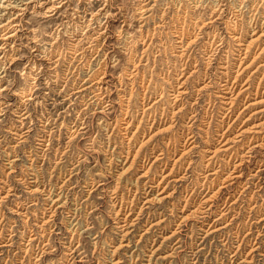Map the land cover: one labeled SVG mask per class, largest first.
Masks as SVG:
<instances>
[{"label": "rangeland", "instance_id": "1", "mask_svg": "<svg viewBox=\"0 0 264 264\" xmlns=\"http://www.w3.org/2000/svg\"><path fill=\"white\" fill-rule=\"evenodd\" d=\"M105 3L109 10L102 19L106 21L105 31L100 33L95 19L90 27L87 19L94 13L99 16V9ZM256 3L260 4V12L264 6L261 0H244L241 6L240 0H69L62 9L68 17L64 14L44 17L37 5L24 11L21 15L24 25L14 38L13 46L6 47L5 54L0 53V85L9 86L0 93V109L4 108L0 111V264H242L240 259L254 240L259 246L253 252L256 263L264 264V225L256 221L264 216V171L259 177L261 187L253 184L257 178L251 177L258 163L264 161V146L257 147L252 159L245 161L243 180L249 178L248 189L240 194L239 182L223 188L224 191L213 197L209 216L204 217L196 208L205 193L220 186L218 176L206 178L203 174L202 157L208 143L206 139L215 135L223 111L224 104L216 94L220 66L227 58L231 63H238L235 49L240 43L233 37L234 30L243 33V42L254 43L250 44L242 61L243 67H247H242L240 74L236 72L239 67L234 65L230 73L239 74V87L246 81L251 82L250 91H241L236 97L232 119H237L230 133L264 116L252 114L264 108V80L258 92L256 89L264 74V17L259 13L260 25L255 29L250 26L256 15L253 10ZM235 12L240 15L235 16ZM62 18L67 19L66 27L56 38L55 22ZM181 31L186 39L198 35L184 56L178 54ZM76 37L81 38L77 41ZM253 37L257 38L252 41ZM46 48L60 53L58 63L44 58ZM35 61L42 63L36 72L29 67ZM134 63L138 71L133 75ZM195 68L197 70L191 73ZM180 71L184 75H180ZM102 72H108L105 80L109 81H96ZM205 78L207 82L210 80V86L205 92H198L196 88ZM183 80L182 86L187 91L173 101L175 90L181 86L179 81ZM29 88L34 97L24 100L22 92ZM145 90L148 93L145 94ZM97 91L102 93L96 100L93 95ZM181 105V111H174ZM193 106L198 114L190 124L187 115ZM24 109L29 110L28 117L21 119L18 111ZM162 111L165 118L161 116ZM250 114V118L245 119ZM152 115L159 117L160 122L149 128ZM161 117L165 119L163 122ZM125 121H131L128 128L124 127ZM137 124H140L138 130ZM187 128L196 132L197 142L183 156L180 153L175 156L180 157L173 165L172 158L177 152L173 154V144L166 146L167 142L170 137L172 141L180 138ZM73 129L76 132L71 135ZM50 130L53 131L50 133ZM44 134L47 140L43 145L40 137ZM140 144L144 146L138 150ZM155 144L158 145L153 151ZM234 144L241 150L240 141ZM160 149L167 151L166 155L154 160L153 155ZM145 153L151 157L150 161L144 157ZM225 156L223 153L219 158L226 160ZM167 173L169 175L163 177ZM34 179L36 181H32ZM159 180L161 183L156 186ZM49 188L60 194L61 199L54 205V219L44 233V208L46 203H51L45 197ZM234 190L237 193L233 198L230 193ZM237 196L236 204H231ZM188 197L190 204L187 202L182 210ZM58 204L62 206L57 207ZM223 206L226 211L231 209L219 220L222 222L219 225H225L228 220L233 224L223 231L205 232L209 227L206 221L219 215ZM128 211L130 215L125 217ZM249 230L252 237L246 235ZM34 232L39 238L28 240ZM222 232L228 234L225 242L220 240L225 236ZM237 232L241 233L238 235L241 238L245 237L247 244L243 242L238 258L231 259L232 249L238 244ZM44 243L49 244L45 252Z\"/></svg>", "mask_w": 264, "mask_h": 264}, {"label": "bare ground", "instance_id": "2", "mask_svg": "<svg viewBox=\"0 0 264 264\" xmlns=\"http://www.w3.org/2000/svg\"><path fill=\"white\" fill-rule=\"evenodd\" d=\"M236 1V0H235ZM243 1L244 0H240V6H241V4L243 3ZM69 2V0H0V53H3L4 52V54H5V52H6V50H8V49H6V47H12L13 46V43H14V38L15 37H17V35H18V31L20 30V27H22L24 24L22 23V18H21V15L24 13V11H27V10H29V8H35L36 7V5L38 6V7H41V10H38V12H40V15H43L44 17H54L55 15H57V14H59V15H63L64 17H68L67 15H65V13H63L62 12V9L67 5V3ZM100 2V1H99ZM106 2V1H105ZM204 2V1H203ZM228 2V1H227ZM247 2V1H246ZM261 2H263L264 3V0H261ZM109 4V3H108ZM209 4V3H208ZM229 4V3H228ZM106 3L104 4V6H102L100 9H99V12H98V14H99V16H95V13L94 14H92V16L93 17H91V18H89V19H87V21H88V24H87V26L88 27H90L92 24L94 25V23L92 22L94 19H95V21H96V27L97 28H99V32L100 33H102V32H104L105 31V27H106V25H105V22L104 21H102V19H104L103 18V16H105L106 17V14L108 13V10L109 9H106ZM220 5V4H219ZM254 5V4H253ZM258 5H260V4H257L256 3V5L254 6V8H253V10L256 12H254L256 15L254 16V18H253V22H251L250 23V26H252V28L253 29H255L256 27H258L259 25H260V20L258 19V14L260 13V15L262 16V17H264V6L262 7L263 9L259 12V7H258ZM237 7V6H236ZM213 8H215V7H213ZM219 8H221V7H219ZM218 8V9H219ZM87 9V8H86ZM194 9V8H193ZM234 9H235V7H234ZM242 9V8H241ZM240 10V9H239ZM252 10V11H253ZM87 11V10H86ZM162 11V10H161ZM233 11V10H232ZM238 11V10H237ZM74 12V11H73ZM80 12V11H79ZM240 12V11H239ZM239 12H235L234 14H235V16H239L240 14H239ZM81 13V12H80ZM85 13V12H84ZM181 13V12H180ZM82 14V13H81ZM140 14V13H139ZM222 14V13H221ZM80 15V14H79ZM85 15V14H84ZM87 15V14H86ZM191 15V14H190ZM144 16V15H143ZM58 17V16H57ZM70 17V16H69ZM74 17V16H73ZM217 18H218V16H216ZM229 17V16H228ZM233 17V16H232ZM59 18V17H58ZM71 18V17H70ZM217 18H215V19H217ZM240 19V18H239ZM56 20V19H55ZM109 20V19H108ZM229 20H230V18H229ZM66 21H67V19L66 20H64L63 18H62V20L60 19L59 21L57 20L55 23H56V25L54 26L55 27V33L56 32H58V34L56 33V38H57V35L59 36V33L61 32V30L62 29H64L65 27H66ZM80 21V20H79ZM211 21H212V19H211ZM240 21V20H239ZM78 22V21H77ZM177 22V21H176ZM229 22V21H228ZM250 22V21H249ZM248 22V23H249ZM264 22V21H263ZM79 23V22H78ZM77 23V24H78ZM204 23H208V22H204ZM80 24H82V23H80ZM107 24V23H106ZM196 24V23H195ZM230 24V23H229ZM228 24V25H229ZM68 25H70V24H68ZM67 25V26H68ZM76 25V24H75ZM85 25V24H84ZM131 25V24H130ZM198 25V24H197ZM231 25V24H230ZM233 25V24H232ZM231 25V26H232ZM81 26V25H80ZM86 26V27H87ZM142 26V25H141ZM249 26V27H250ZM73 27H75V26H73ZM202 27H203V25H202ZM243 28H244V26H242ZM77 28V27H76ZM80 28V27H79ZM102 28H104L103 30H101ZM200 28V27H199ZM198 28V29H199ZM235 28H236V26H235ZM69 29V28H68ZM67 29V30H68ZM110 29V28H109ZM155 29V28H154ZM186 29V28H185ZM185 29H184V31H185ZM237 29V28H236ZM75 30V29H74ZM87 30V29H86ZM92 30V29H91ZM139 30V29H138ZM178 30V29H177ZM181 30V29H180ZM179 30V31H180ZM200 30V29H199ZM33 31V30H32ZM72 31V30H71ZM209 31V30H208ZM222 31V30H221ZM68 32V31H67ZM84 32V31H83ZM95 32V31H94ZM142 32V31H141ZM176 32V31H175ZM201 32V31H200ZM235 32V33H234ZM234 34H233V37H234V39H236V40H238V42L240 43V44H238V47H237V49H235V50H237L236 52V54L238 55L237 57V59H238V63L236 64V63H231L230 62V60L227 58V60H224L223 59V62H222V64H221V66H220V64H219V66H220V68L221 69H219L220 71H219V75L217 76L218 77V81L216 82L217 83V90H216V94H217V97L218 98H220V101L224 104V105H222V109H223V111L221 112L222 114L220 115L221 116V119L219 120V122L217 123V125H218V128H217V130H216V132H215V135H211V136H208V138L206 139L207 140V144L205 145V154H203V157L202 158H204L203 159V161H205V162H203V169H204V171H203V174H205V177L206 178H208L209 177V175H216V176H218L221 180H220V186L216 189V190H210L209 192H207V193H205V195L203 196L204 197V199H201L200 201H199V205L198 206H200V207H198V206H196V208H197V210H199V212L200 213H202L203 215H204V217H206V216H209L210 215V213H211V208H213V207H211L212 206V204H213V197L217 194V193H219V192H221L222 190H223V188H229V187H232V186H234V184L235 183H237V182H239V183H241V189L242 190H240L239 191V193L241 194L242 193V191H244L246 188L248 189V183L250 182V180H248V179H245V181L243 180L244 179V172H243V167H244V165H245V161H249L250 159H252V157H253V153L256 151V148L257 147H262V146H264V116L262 117L261 116V118H257V120H255L254 122H250L249 124H244V125H240V127L239 128H237V129H235V131L234 132H231L230 133V131L232 130V128H234V122H235V120L237 119V117L236 118H234V119H232V117H233V114L235 113V109H236V97L237 96H239L238 94L239 93H241V91H248L251 87H249V85L251 84V82H245V83H242L241 84V87H239V83H238V81L240 80V78H239V74H235V75H231L230 73H231V70L233 69V67H234V65L235 66H237V67H239L238 69H237V73L239 72V71H242L241 70V68L243 67V64H242V61H243V59L247 56V53H248V50H250L249 48L251 47L250 46V44H252V43H254V42H252L251 43V40L250 41H248V42H243V33L242 32H238V30H234ZM245 32V31H244ZM254 32V31H253ZM71 33V32H70ZM143 33V32H142ZM141 33V34H142ZM154 33V32H153ZM177 33V32H176ZM186 33V32H185ZM207 33V32H206ZM94 34V33H93ZM188 34V33H187ZM193 34V33H192ZM229 34V33H228ZM264 34V33H263ZM91 35V34H90ZM100 35V34H99ZM130 35H132V34H130ZM184 34L182 33V31H181V34L179 35L178 34V47H180V50H178L179 52H178V54L180 55V56H184L185 54H187L188 53V51H189V49H190V46L197 40V33H196V35L195 36H191V37H188L187 39L183 36ZM216 35V34H215ZM261 35V34H260ZM97 36V35H96ZM101 36V35H100ZM134 36V35H133ZM232 36V35H231ZM31 37V36H30ZM60 37V36H59ZM58 37V38H59ZM72 37V36H71ZM135 37V36H134ZM133 37V38H134ZM141 37V36H140ZM162 37V36H161ZM209 37V36H208ZM214 37V36H213ZM223 37V36H222ZM242 37V38H241ZM33 38L35 39L36 38V35L35 36H33ZM39 38V37H38ZM75 38V37H74ZM73 38V39H74ZM81 38V37H80ZM79 38V39H80ZM84 38V37H83ZM92 38V37H91ZM97 38V37H96ZM143 38V37H142ZM199 38V37H198ZM216 38V37H215ZM254 38L255 37H253L252 38V41L254 40ZM257 38V37H256ZM255 38V39H256ZM78 39V40H79ZM86 39H88L87 38V36H86ZM135 39V38H134ZM134 39H131V40H134ZM138 39V38H137ZM152 39V38H151ZM217 39V38H216ZM36 40V39H35ZM52 40V39H51ZM76 40H77V37H76ZM77 40V41H78ZM139 40V39H138ZM261 40V39H260ZM39 41V40H38ZM56 41V40H55ZM54 41V42H55ZM58 41V40H57ZM89 41V40H88ZM91 41V40H90ZM135 41V40H134ZM153 41V40H152ZM164 41V40H163ZM177 41V40H176ZM222 41V40H221ZM129 42V41H128ZM133 42V41H132ZM131 42V43H132ZM138 42V41H137ZM143 42H145V40H142V43ZM209 41L207 40V43H208ZM237 42V43H238ZM73 43V42H72ZM89 43V42H88ZM98 43V42H97ZM149 43V42H148ZM198 43V42H197ZM210 43V42H209ZM213 43V42H212ZM220 43V42H219ZM218 43V44H219ZM234 43V42H233ZM75 44H76V42H75ZM89 44H91V43H89ZM93 44V43H92ZM39 45V44H38ZM73 45V44H72ZM134 45V44H133ZM133 45L131 44L130 45V47L132 46L133 47ZM173 45V44H172ZM217 45V44H216ZM91 46V45H90ZM127 46V45H126ZM212 46V45H211ZM56 47V46H55ZM58 47V46H57ZM77 47H79V46H77ZM148 47V46H147ZM163 47V46H162ZM201 47V46H200ZM232 47V46H231ZM49 48V47H48ZM53 48V47H52ZM80 48V47H79ZM78 48V49H79ZM151 48V47H150ZM206 48V47H205ZM209 48V47H208ZM222 48V47H221ZM264 48V47H263ZM262 48V50L264 51V49ZM6 49V50H5ZM33 49H34V47H33ZM41 49V48H40ZM39 49V50H40ZM57 49V48H56ZM92 49H93V47H92ZM122 49V48H121ZM127 49V48H126ZM215 50H216V48H214ZM232 49V48H231ZM10 50V49H9ZM38 50V51H39ZM43 50V49H42ZM42 50H40V51H42ZM50 49H48L47 50V48L46 49H44V58L45 57H47L48 59H50L51 60V62L52 63H58L59 61H60V53H56V52H52V51H54V50H52L51 52L49 51ZM60 50V49H59ZM73 50V49H72ZM84 50V49H83ZM145 50V49H144ZM147 50V49H146ZM176 50V49H175ZM220 50V49H219ZM262 50H260L259 52H261ZM206 51V50H205ZM61 52V51H60ZM214 52V51H213ZM234 52V51H233ZM40 53V52H39ZM38 53V54H39ZM74 53V52H73ZM80 53V52H79ZM230 53V52H229ZM232 53V52H231ZM230 53V54H231ZM235 53V52H234ZM251 53V52H250ZM258 53V52H257ZM4 54H3V56H4ZM37 54V53H36ZM37 54V55H38ZM132 54H133V52H132ZM209 54V53H208ZM215 54V53H214ZM260 54V53H259ZM32 55H33V53H32ZM63 55V54H62ZM75 55H76V53H75ZM137 55V54H136ZM142 55V54H141ZM210 55H213V53L211 52L210 53ZM218 55V54H217ZM36 56V55H35ZM40 56V55H39ZM64 56V55H63ZM189 56H190V54H189ZM258 56V55H257ZM5 57V56H4ZM42 57V56H41ZM73 57V56H72ZM83 57V56H82ZM136 57V56H135ZM134 57V58H135ZM142 57V56H141ZM227 57V56H226ZM225 57V58H226ZM1 58V57H0ZM43 58V59H44ZM74 58V57H73ZM78 58V57H77ZM131 58V57H130ZM147 58H149V57H147ZM207 58V57H206ZM211 58V57H210ZM216 58V57H215ZM42 59V58H41ZM46 59V58H45ZM76 59V58H75ZM80 59V58H79ZM150 59V58H149ZM180 59V58H179ZM182 59V58H181ZM219 59V58H218ZM233 59V58H232ZM255 59V58H254ZM72 60V59H71ZM141 60V59H140ZM184 60V59H183ZM213 60V59H212ZM48 61V60H47ZM87 61V60H86ZM134 61V60H133ZM132 61V62H133ZM222 61V60H221ZM253 61V60H252ZM107 62V61H106ZM140 62V61H139ZM160 62V61H159ZM214 62V61H213ZM6 63V62H5ZM28 63V62H27ZM61 63V62H60ZM71 63V62H70ZM101 63V62H100ZM185 63H187V62H185ZM195 63V62H194ZM201 63V62H200ZM211 63V62H210ZM41 64L42 63H38V64H36V61L35 62H33V64L32 63H30V69H31V71L32 70H38V68H40L41 67ZM88 64H91L90 62L88 63ZM102 64V63H101ZM129 64V63H128ZM131 64V63H130ZM135 64V63H134ZM140 64V63H139ZM189 64V63H188ZM51 65V64H50ZM60 65V64H59ZM72 65V64H71ZM99 65V64H98ZM177 65V64H176ZM182 65V64H181ZM193 65V64H192ZM25 66H26V64H25ZM55 66V65H54ZM56 66H57V64H56ZM55 66V67H56ZM89 66V65H88ZM101 66V65H100ZM107 66V65H106ZM134 66V69L131 71V73L133 74V72L135 71V73L134 74H137V72L136 71H138V67H136L137 65L135 64V65H133ZM132 66V67H133ZM217 66V65H216ZM218 66V67H219ZM245 66V65H244ZM263 66V65H262ZM43 67V66H42ZM197 67V66H196ZM247 67V65L245 66V67H243V68H246ZM6 68V67H5ZM4 68V69H5ZM26 68H27V66H26ZM51 68V67H50ZM130 68V67H129ZM140 68V67H139ZM198 68V67H197ZM260 68V67H259ZM52 69V68H51ZM56 69V68H55ZM55 69H53V70H55ZM59 69V68H58ZM70 69V68H69ZM182 69H185V67L184 68H182ZM193 69V68H192ZM199 69V68H198ZM218 69V68H217ZM3 70V69H2ZM107 70V69H106ZM105 70V71H106ZM123 70V69H122ZM197 69L195 68V70H192L191 71V73L193 72V71H196ZM257 70V69H256ZM256 70H254V71H256ZM259 70V69H258ZM24 71V70H23ZM42 71V70H41ZM45 71V70H44ZM93 71H95V70H93ZM186 71V70H185ZM188 71V70H187ZM217 71V70H216ZM250 71V70H249ZM3 72H5V71H3ZM36 72V71H35ZM34 72V74H37L38 75V73H35ZM59 71H57V73H58ZM96 72V71H95ZM199 72V71H198ZM243 72V71H242ZM25 73V72H24ZM28 73V72H27ZM40 73V72H39ZM64 73V72H63ZM81 73V72H80ZM94 73V72H93ZM108 73V72H107ZM107 73H105V72H102V74H99L98 76L99 77H97L98 78V80H96V81H102V80H105L106 79V74ZM139 73V72H138ZM148 73V72H147ZM184 72H182V71H180L179 72V74L181 75V74H183ZM190 73V74H191ZM216 73V72H215ZM240 73V72H239ZM26 74V73H25ZM53 74V73H52ZM133 74V75H134ZM189 74V75H190ZM208 74V73H207ZM241 74V73H240ZM4 75V74H3ZM29 75V74H28ZM33 75V74H32ZM31 75V76H32ZM59 75V74H58ZM61 75V74H60ZM91 75V74H90ZM89 75V76H90ZM184 75V74H183ZM210 75V74H209ZM35 76V75H34ZM96 76V75H95ZM136 76V75H135ZM241 76V75H240ZM255 76H257V75H255ZM38 77V76H37ZM114 77V76H113ZM133 77V76H132ZM137 77V76H136ZM182 77V76H181ZM184 77V76H183ZM249 77H250V75H249ZM30 78V77H29ZM33 78V77H32ZM56 78V77H55ZM58 78H60L59 76H58ZM57 78V79H58ZM90 78H91V76H90ZM259 78V77H258ZM27 79V78H26ZM42 79V78H41ZM49 79H50V77H49ZM53 79V78H52ZM86 79V78H85ZM246 79H248V78H246ZM245 79V80H246ZM260 80H259V82H258V84H257V86H256V89H257V92H258V88H259V84L262 82V80H264V74H262V76L259 78ZM63 80V79H62ZM94 80V79H93ZM207 79L205 78V80H204V82H203V84L202 85H200V86H198L196 89H197V91L198 92H200V91H202V90H204V89H206V88H208L209 86H210V84H209V81L207 82L206 81ZM28 81V80H27ZM50 81H51V79H50ZM53 81V80H52ZM57 81V80H56ZM106 82L107 81H109V80H105ZM184 81L185 80H183V81H179V83L181 84V86H179L180 87V89H176L175 90V95H173V101H177V99L180 97V95L182 94V93H185L186 91H187V89H186V87H184V86H182V83H184ZM30 82V81H29ZM57 82H59V81H57ZM93 82H95V80L93 81ZM96 83V82H95ZM99 83V82H98ZM250 83V84H249ZM29 84V83H28ZM40 84V83H39ZM214 84V83H213ZM14 85V84H13ZM12 85V86H13ZM31 85H33V84H31ZM74 85V84H73ZM72 85V86H73ZM84 85V84H83ZM92 85V84H91ZM98 85V84H97ZM95 86L96 88L98 87V86ZM172 85V84H171ZM179 85V84H178ZM248 85V86H247ZM64 86V85H63ZM99 86H102V85H99ZM128 86V85H127ZM251 86V85H250ZM7 87H9L8 85H0V93H1V91L3 92V90H5V89H7ZM39 87V85L37 86V88ZM86 87H87V85H86ZM86 87H84V88H86ZM178 87V88H179ZM239 87V88H238ZM17 88V87H16ZM24 88H27L26 86H24ZM23 88V89H24ZM50 88V87H49ZM55 87H53L52 89H54ZM105 88V87H104ZM31 88H29V90H23V92H22V97H23V99L24 100H29V99H31L32 100V96H33V93H32V91L30 90ZM34 89V88H33ZM61 89H63V88H61ZM111 89V88H110ZM248 89V90H247ZM18 90H20V89H18ZM35 90V89H34ZM78 90V89H77ZM79 90H81V88L79 89ZM96 90V89H95ZM20 91H22V90H20ZM146 91V90H145ZM250 91V90H249ZM18 92V91H17ZM34 92V91H33ZM51 92V91H50ZM53 92V91H52ZM76 92V91H75ZM204 92H205V90H204ZM48 93V92H47ZM77 93V92H76ZM101 91H97V93H95L94 95H93V97L97 100V98L99 97V95H101ZM146 93H148L147 91L145 92V94ZM256 93V92H255ZM53 94V93H52ZM105 94H107V93H105ZM145 94H144V96H145ZM203 94V93H202ZM47 95V94H46ZM60 95V94H59ZM70 95V94H69ZM68 95V96H69ZM126 95V94H125ZM148 95V94H147ZM200 95V94H199ZM71 96V95H70ZM69 96V97H70ZM105 97H106V95H104ZM130 96V95H129ZM34 97V96H33ZM85 97V96H84ZM102 97V96H101ZM146 97V96H145ZM20 98V97H19ZM46 98V97H45ZM125 98H126V96H125ZM144 98V97H143ZM201 98V97H200ZM207 98V97H206ZM22 99V100H23ZM58 99V98H57ZM63 99V98H62ZM66 99V98H65ZM128 99V98H127ZM196 99H199V98H196ZM117 100V99H116ZM129 100V99H128ZM131 101V100H130ZM143 101V100H142ZM150 101V100H149ZM157 101V100H156ZM155 101V102H156ZM210 101H212L211 99H210ZM216 101V100H215ZM54 102V101H53ZM57 102V101H56ZM60 102V101H59ZM115 102V101H114ZM155 102H153V103H155ZM238 102V101H237ZM1 103V102H0ZM195 103V102H194ZM198 103V102H197ZM215 103V102H214ZM54 104V103H53ZM61 104V103H60ZM72 104V103H71ZM52 105V104H51ZM56 105V104H55ZM70 105V104H69ZM68 105V106H69ZM106 105H109V104H106ZM151 105V104H150ZM154 105V104H153ZM196 105V104H195ZM210 105V104H209ZM10 106V105H9ZM54 106V105H53ZM110 106V105H109ZM148 106V105H147ZM212 106V105H211ZM88 107V106H87ZM129 107V106H128ZM133 107V106H132ZM194 107V106H193ZM210 107V106H209ZM23 108V107H22ZM52 108V107H51ZM54 108V107H53ZM145 108H146V106H145ZM147 108H151V106H148ZM182 105H181V107H179L178 106V108H177V110H174V111H176V112H179V111H181L182 109ZM195 108V107H194ZM192 108L191 110H189V113H190V115H187V117H188V119H189V121H187V123H190L192 120H194L195 119V117L197 116V108ZM21 109V108H20ZM25 109H26V107H25ZM22 110V111H18L19 113V117L21 118V119H24V118H26V117H28V111L27 110ZM44 109V108H43ZM49 109V108H48ZM127 109V108H126ZM208 109V108H207ZM4 110V108H1L0 109V111L2 112ZM66 110V109H65ZM103 110V109H102ZM144 108H143V113H144ZM186 110H187V108H186ZM146 111V110H145ZM153 111V110H152ZM152 111H151V113H152ZM174 111H172L173 113H174ZM212 111V110H211ZM128 112V111H127ZM164 112L165 111H162V113H161V116L162 115H164ZM185 112V111H184ZM187 112V111H186ZM240 112H241V110H240ZM146 113V112H145ZM254 113H258V114H260V113H262V114H264V108H260V109H258V110H256L255 112H253L252 114H254ZM176 114V113H175ZM252 114H250L248 117H246L245 119H249L250 118V116L252 115ZM31 115V114H30ZM150 115V114H149ZM156 115V114H155ZM153 116V115H152ZM150 117V118H152V123H151V125L149 126V128H151L155 123L157 124L158 122H160V120H159V117H157V116H153V117ZM160 116V115H159ZM255 116V115H254ZM254 116H252V117H254ZM164 118H165V115L163 116ZM163 117H161L162 118V122L165 120V119H163ZM136 118V117H135ZM226 118H230L229 119V121H226ZM47 119V118H46ZM149 119V118H148ZM232 119V122L230 121ZM51 120V119H50ZM84 120V119H83ZM145 120V119H144ZM24 121V120H23ZM65 121V120H64ZM107 121V120H106ZM140 121V120H139ZM150 121V120H149ZM246 121V120H245ZM244 121V122H245ZM21 122V121H20ZM76 122V121H75ZM84 122V121H83ZM131 122V121H130ZM129 121H125V128L127 127L128 128V126L131 124ZM243 122V123H244ZM187 123H186V125H187ZM193 123V122H192ZM225 123L227 124L226 125V127H225ZM51 124V123H50ZM67 124V123H66ZM191 124V123H190ZM213 124V123H212ZM22 125V124H21ZM83 125V124H82ZM87 125V124H86ZM86 125H85V127H86ZM138 125V124H137ZM140 125V124H139ZM139 125L137 126V128H136V130H138V128H139ZM189 125V124H188ZM222 125H224V126H222ZM238 126V125H237ZM72 127V126H71ZM70 127V128H71ZM123 127V126H122ZM29 128V127H28ZM69 128V127H68ZM81 128H82V126H81ZM115 128V127H114ZM52 129V128H51ZM72 129V128H71ZM216 129V128H215ZM27 130V129H26ZM53 131V130H52ZM51 130H50V133L52 132ZM72 132H71V135H73L75 132H76V129H73V130H71ZM79 131H80V128H79ZM47 132H48V130H47ZM136 131H134V133H135ZM183 133H181V137L180 138H178L177 137V139H175L174 141H172L173 139L170 137L169 138V140H168V142H167V145H166V143H165V145L166 146H168V144H173V146H172V148H173V154L175 153V152H177L175 155H174V157L172 158L173 159V161H174V163H173V165L175 164V161L180 157V156H183L182 154L183 153H185L186 151H187V149L189 150L190 149V147H193L196 143L195 142H197V140H196V132H193L192 130H189V128H187L186 130H183L182 131ZM22 133V132H21ZM46 133V132H45ZM133 133V134H134ZM150 133V132H149ZM54 135V134H53ZM207 135H210V133L209 134H207ZM49 136H50V134H49ZM76 136V135H75ZM135 136V135H134ZM69 137V136H68ZM132 137V136H131ZM150 137H152V136H149L148 137V139H151ZM173 138H174V136H173ZM49 139V138H48ZM50 139H51V137H50ZM130 139V138H129ZM132 139V138H131ZM147 139V140H148ZM47 139H46V135L44 134V135H41V137H40V143L41 144H43L44 145V143H45V141H46ZM146 140V141H147ZM205 140V141H206ZM130 142H131V140H129ZM238 141H240L241 142V150H239V147H237V148H235V144H234V142H238ZM50 142V141H49ZM48 142V143H49ZM47 143V144H48ZM142 143V142H141ZM46 144V143H45ZM54 144V143H53ZM70 144V143H69ZM133 144H134V142H133ZM143 144V143H142ZM142 144H140L139 145V148H137L138 150L139 149H141L142 148V146H144V145H142ZM238 144V143H237ZM158 145V144H157ZM157 145L155 144L153 147H152V150L153 149H156V147H157ZM169 145V146H170ZM128 146V145H127ZM180 146H182V147H180ZM132 147V146H131ZM165 147V146H164ZM171 147V146H170ZM51 148V147H50ZM130 148V147H129ZM180 148V149H179ZM44 149V148H43ZM46 149V148H45ZM150 149V148H149ZM166 149H169V148H166ZM48 150V149H47ZM161 151L157 154V155H153V157L155 158L154 160H160V159H162L163 158V155L165 154L166 155V153H167V151H165L164 149H160ZM45 151V150H44ZM154 151V150H153ZM55 152V151H54ZM128 153L127 154H129V151H127ZM169 152H170V150H169ZM188 152V151H187ZM47 153V152H46ZM64 153V152H63ZM149 153V152H148ZM180 153V156L178 157V158H175V156H177L178 154ZM226 154L227 156H225L227 159L226 160H223V158H219V156L220 155H222V154ZM10 154V153H9ZM146 154V155H145ZM144 155V157L146 158V160H148L149 159V161L151 160V157L147 154V153H145ZM169 154V153H168ZM48 155V154H47ZM137 155V154H136ZM152 155V154H151ZM162 155V156H161ZM172 155V154H171ZM134 156H135V154H134ZM161 156V157H160ZM170 157V156H169ZM185 157V156H184ZM225 157H224V159H225ZM125 158L127 159L128 158V156L126 155L125 156ZM165 158V157H164ZM250 158V159H249ZM222 160V161H221ZM10 161H12V160H10ZM10 161H8V162H10ZM252 161V160H251ZM154 162V161H153ZM146 163V162H145ZM153 164V163H152ZM164 165H166V162L164 163ZM189 167L187 166V169H188ZM172 169H174L173 168V166L171 167V171H172ZM264 171V161L263 162H260V163H258V165H257V167H256V170L255 171H253L252 173H251V177L255 180L256 178H257V181H252L253 182V184H255L256 186H258V187H261V180L259 179V177H260V174L262 173ZM171 173V172H170ZM142 174V173H141ZM167 175H169V173H167V174H165L163 177H166ZM38 177V176H37ZM204 177V178H205ZM250 177V178H251ZM35 178V177H34ZM71 178V177H70ZM186 178V177H185ZM174 179V178H173ZM172 179V180H173ZM213 179L214 178H212V180L211 181H213ZM32 181H36V179H34V180H32ZM208 181V180H207ZM94 182V181H93ZM151 182H153V183H155L154 182V180H152ZM204 182V181H203ZM202 182V183H203ZM39 183V182H38ZM50 183V182H49ZM152 183V184H153ZM161 183V180H159L158 182H157V184H155L156 186H158L159 184ZM214 183V182H213ZM251 183V182H250ZM204 184V183H203ZM202 184V185H203ZM56 185V184H55ZM54 185V186H55ZM149 185H150V183H149ZM154 185V184H153ZM154 185V186H155ZM205 185V184H204ZM151 186V185H150ZM47 187V186H46ZM45 187V188H46ZM56 187V186H55ZM58 187V186H57ZM207 188L206 189H208L209 187H210V185H208V186H206ZM11 188V187H10ZM36 189V188H35ZM237 189V188H236ZM227 190H229V189H227ZM59 191V190H58ZM61 191V190H60ZM208 191V190H207ZM224 191V190H223ZM256 191V190H255ZM254 191V192H255ZM148 192V191H147ZM234 193H237V190H234V192H232V193H230V195L234 198L236 195H233ZM259 193V192H258ZM47 196H45V197H47L50 201H51V203H46L47 205L45 206V208H44V233H45V231H47L46 230V226L47 225H50L51 223H52V221H53V216L55 215L54 213H55V211H56V209H54V205H56L59 201H60V194H57L56 193V191H54V190H52V188H49L48 190H47ZM220 194V193H219ZM240 194H239V196H240ZM134 195V194H133ZM254 195V194H253ZM216 196H218V195H216ZM239 196H237L234 200H232V201H230V203L231 204H233V203H235L236 202V200L237 199H239ZM186 197V196H185ZM230 196H228V198H229ZM242 197V196H241ZM147 198V197H146ZM253 198V197H252ZM251 198V199H252ZM122 199V198H121ZM154 199V198H153ZM186 199V198H185ZM250 199V200H251ZM66 200V199H65ZM65 200H64V202H65ZM133 200V199H132ZM189 200V197H188V199L187 200H185V204L183 205V207H182V210L185 208V206H186V204H187V202H189L188 201ZM203 200V201H202ZM147 201V200H146ZM202 201V202H201ZM122 202V201H121ZM194 202V201H193ZM238 202V201H237ZM61 203V202H60ZM201 203V204H200ZM224 203H228V200H226ZM63 204V203H62ZM62 204H58V206L57 207H60V206H62ZM189 204H190V202H189ZM236 204V203H235ZM256 204V203H255ZM133 205V204H132ZM258 205V204H257ZM255 206V205H254ZM57 207H55V208H57ZM147 207V206H146ZM225 206H223V207H221V211L219 212V215H217L216 217H214L213 218V220L212 221H210V222H207L206 221V223L208 224V226L209 227H207L208 229H206L205 230V232H207V231H209L210 230V232H215L216 230H222L223 231V229L226 227H229V224H233V222L231 223L230 222V220H228V222H226V224L225 225H219L220 223H222V222H219V220H221L222 218H225L226 217V214L228 213V211L231 209H229L228 211H226L227 210V208H224ZM252 207H253V205H252ZM195 208V209H196ZM234 208V207H233ZM142 209V208H141ZM172 209V208H171ZM194 209V210H195ZM255 209V208H254ZM72 211V210H71ZM130 211V210H129ZM128 211V213L126 214V216L125 217H128L129 215H130V212ZM75 212V211H74ZM251 212V211H250ZM234 214V213H233ZM237 214V213H236ZM240 214V213H239ZM243 214V213H242ZM36 215V214H35ZM239 216V215H238ZM228 217V216H227ZM252 217V216H251ZM68 218V217H67ZM71 218V217H70ZM175 218V217H174ZM233 218V217H232ZM254 218V217H253ZM135 219V218H134ZM259 219V218H258ZM127 219H125L124 221H126ZM250 220V219H249ZM222 221V220H221ZM255 221V220H254ZM253 221V222H254ZM256 221H261V224L262 225H264V216H262V217H260V219L259 220H256ZM129 222V220L127 221V222H124V224L125 223H128ZM225 222V221H224ZM252 222V223H253ZM157 223V222H156ZM180 223V222H179ZM260 223V222H259ZM123 224V225H124ZM155 224V223H154ZM160 224V223H159ZM181 224V223H180ZM245 224V223H244ZM258 224V223H257ZM152 225V224H151ZM150 225V226H151ZM254 225V224H253ZM120 226V225H119ZM122 226V225H121ZM149 226V227H150ZM246 226V225H245ZM250 226H252V225H250ZM179 227V226H178ZM261 227V226H260ZM230 228V227H229ZM250 228V227H249ZM263 228V227H262ZM48 229V228H47ZM259 229V228H258ZM39 230V229H38ZM69 230V229H68ZM258 231H261V230H258ZM60 232V231H59ZM226 232H228V231H226ZM235 232V231H234ZM262 232V231H261ZM39 233V232H38ZM230 233V232H229ZM260 233V232H259ZM258 233V234H259ZM241 233L240 232H237V237H238V240H237V245L235 246V248L236 249H232V254H231V259L232 258H234L235 256H237V258H238V254L240 253V251H242L241 250V246H243L242 244H243V242H245L244 240H246L245 239V237H243V238H241L240 236H238V235H240ZM252 234V232L249 230L248 232H247V234L246 235H251ZM222 235L224 236L225 234H224V232H222ZM260 235V234H259ZM231 236V235H230ZM253 235H251V237H252ZM256 236V235H255ZM247 237V236H246ZM251 237H250V239H251ZM257 237V236H256ZM255 237V238H256ZM39 238V236L37 235V233H31L30 235H29V238H28V240H30V241H32V240H34V239H38ZM73 238V237H72ZM231 238V237H230ZM228 239V234L227 235H225L224 237H222V239H220V240H222V241H224L225 242V240H227ZM249 239V238H248ZM239 241V242H238ZM49 242V241H48ZM260 242V241H259ZM28 243H29V241H28ZM223 243V242H222ZM246 243V242H245ZM48 243H44V252L46 251V249L45 248H47L46 247V245H47ZM226 244V243H225ZM224 244V245H225ZM233 244V243H232ZM247 244V243H246ZM257 244H258V242H257V240H254V242L251 244V247H250V250L248 251V252H246V254L244 255V257L243 258H241L240 259V263H242V264H257L256 263V258H255V254H253V252H254V250H256L259 246H257ZM49 245V244H48ZM259 245H260V243H259ZM226 247V246H225ZM262 247V246H261ZM32 248V247H31ZM37 248V247H36ZM49 248V247H48ZM228 248V247H227ZM257 251V250H256ZM72 253V252H71ZM263 255H264V253H263ZM67 256V255H66ZM72 256V255H71ZM241 257V256H240ZM236 258V257H235ZM234 260V259H233ZM222 261V260H221ZM232 261V260H231Z\"/></svg>", "mask_w": 264, "mask_h": 264}]
</instances>
